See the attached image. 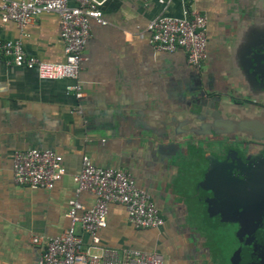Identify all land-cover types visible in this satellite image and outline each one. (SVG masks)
<instances>
[{
  "label": "crops",
  "instance_id": "crops-1",
  "mask_svg": "<svg viewBox=\"0 0 264 264\" xmlns=\"http://www.w3.org/2000/svg\"><path fill=\"white\" fill-rule=\"evenodd\" d=\"M189 7L207 17L200 69L188 66L181 49L157 50L146 30L153 17H180ZM101 11L107 24L90 23L80 99L69 80L41 79L0 55V264H38L41 250L31 237L64 232L69 200L94 205V194L77 193L73 181L83 155L129 171L164 219L158 228H134L124 206L112 203L97 245L76 225L85 248L154 252L163 264H219L208 236L217 220L197 189L203 174L196 150L213 140L255 139L264 128V107L243 64L264 41V0H105ZM0 40L20 41L45 62L65 60L55 12L23 29L0 16ZM26 149L62 156L64 174L52 189L14 183L13 154Z\"/></svg>",
  "mask_w": 264,
  "mask_h": 264
},
{
  "label": "built area",
  "instance_id": "built-area-1",
  "mask_svg": "<svg viewBox=\"0 0 264 264\" xmlns=\"http://www.w3.org/2000/svg\"><path fill=\"white\" fill-rule=\"evenodd\" d=\"M73 1L74 6L69 3ZM105 0H0L3 22L13 21L23 29L40 15L55 12L59 16L60 35L64 43L65 60L50 63L25 52L20 41L0 40V55L8 64L34 70L44 80H69L75 98L83 97L79 79L84 49L90 37V23L106 25L101 5ZM146 30L151 44L166 52L181 49L188 66L200 68L207 57V17L196 9H186L183 16L160 14L149 20ZM63 158L52 150L26 149L16 151L12 159L13 181L31 189H52L63 174ZM77 193L94 194L95 203L85 209L76 199L69 200L70 225L54 237L32 236L39 246L38 264H163L160 254L137 249L119 251L102 247L99 251L85 248L76 225L99 243L96 232L107 224L109 205L124 206L129 224L134 228H158L164 224L159 208L149 194L136 185L129 171L123 168L94 165L83 155L81 170L73 177ZM80 212V214H79Z\"/></svg>",
  "mask_w": 264,
  "mask_h": 264
},
{
  "label": "flooded vegetation",
  "instance_id": "flooded-vegetation-1",
  "mask_svg": "<svg viewBox=\"0 0 264 264\" xmlns=\"http://www.w3.org/2000/svg\"><path fill=\"white\" fill-rule=\"evenodd\" d=\"M253 89L264 107V93ZM202 146L207 150L200 155L209 152L217 156L222 152L217 148L223 147L225 152L230 150L233 157L238 152L245 164L240 176L242 181L233 179L226 189L224 208L218 207V201L210 206V212L218 222L222 223L221 220L228 217L223 223L235 225L237 245L231 252L229 264H264V128L258 131L255 139L240 142L213 140L202 143Z\"/></svg>",
  "mask_w": 264,
  "mask_h": 264
},
{
  "label": "water",
  "instance_id": "water-1",
  "mask_svg": "<svg viewBox=\"0 0 264 264\" xmlns=\"http://www.w3.org/2000/svg\"><path fill=\"white\" fill-rule=\"evenodd\" d=\"M243 59L244 69L253 88L260 93H264V41H260L249 55ZM217 149L222 150V152L217 154V156L209 152L208 154L200 155L198 163L201 164L199 171L203 174V178L198 183L197 189L203 192L201 199L206 204L209 217H213L210 212V206H213L216 201H218L219 208H224L226 189H228L233 179L239 182L242 181L240 176L245 166L238 152L234 151L236 152V156L234 155L235 157H233L230 154V150L225 152L223 147H218ZM206 150V146L198 147L196 154ZM214 183L218 186L212 185ZM227 219L228 217H225L221 222ZM234 257L235 254L233 260Z\"/></svg>",
  "mask_w": 264,
  "mask_h": 264
},
{
  "label": "rangeland",
  "instance_id": "rangeland-1",
  "mask_svg": "<svg viewBox=\"0 0 264 264\" xmlns=\"http://www.w3.org/2000/svg\"><path fill=\"white\" fill-rule=\"evenodd\" d=\"M210 223H212V226L208 230V236L211 241L215 244L216 253L215 250L214 253L217 254L219 251L220 255L223 257L219 264H229L230 257L232 254L231 252L233 248H235L237 245V238L234 232L235 225H230L228 223L223 222L216 223L215 220H210ZM216 258L217 260L219 259L218 257ZM223 260L225 261L224 263Z\"/></svg>",
  "mask_w": 264,
  "mask_h": 264
}]
</instances>
